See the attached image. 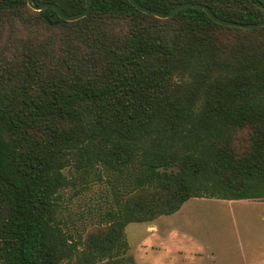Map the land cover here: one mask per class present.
Segmentation results:
<instances>
[{
    "label": "trees",
    "instance_id": "trees-1",
    "mask_svg": "<svg viewBox=\"0 0 264 264\" xmlns=\"http://www.w3.org/2000/svg\"><path fill=\"white\" fill-rule=\"evenodd\" d=\"M89 1L65 21L0 0V264H134L128 223L189 198H264V26ZM134 1L264 21V0ZM31 2L64 15L84 7ZM93 183L103 184L96 222L80 234L61 201Z\"/></svg>",
    "mask_w": 264,
    "mask_h": 264
},
{
    "label": "rangeland",
    "instance_id": "rangeland-1",
    "mask_svg": "<svg viewBox=\"0 0 264 264\" xmlns=\"http://www.w3.org/2000/svg\"><path fill=\"white\" fill-rule=\"evenodd\" d=\"M102 193L101 183L64 191L60 216L68 229H91ZM248 201L189 198L171 214L128 223L126 254L134 264H264V200Z\"/></svg>",
    "mask_w": 264,
    "mask_h": 264
},
{
    "label": "water",
    "instance_id": "water-1",
    "mask_svg": "<svg viewBox=\"0 0 264 264\" xmlns=\"http://www.w3.org/2000/svg\"><path fill=\"white\" fill-rule=\"evenodd\" d=\"M127 1L138 11L142 13L150 14L154 17L161 18V19L171 16L175 11H177L178 9L184 8V7H198V8H201L213 22L218 23L220 25L233 26V27H239V28H244V29L264 26V21H258L254 23H238V22L228 21V20L218 18L214 14H212L205 5L200 4V3H191V2L177 3L174 6H172L167 12L161 13V12L149 9L147 7H144L134 0H127ZM25 3L30 9L35 10V11H39L45 7H51L55 11L57 16L65 21H73V20H76V19H79L85 16L90 8V1L84 0V7L80 12L70 14V15H64L59 11V9L54 4L49 3V2L34 5L31 2V0H25Z\"/></svg>",
    "mask_w": 264,
    "mask_h": 264
},
{
    "label": "crops",
    "instance_id": "crops-1",
    "mask_svg": "<svg viewBox=\"0 0 264 264\" xmlns=\"http://www.w3.org/2000/svg\"><path fill=\"white\" fill-rule=\"evenodd\" d=\"M209 199H212V200H220V201H235V202H237L236 204H239V205H244L247 202H249L248 200H250V199L225 200V199H215V198H209ZM261 200H264V198L261 199Z\"/></svg>",
    "mask_w": 264,
    "mask_h": 264
}]
</instances>
